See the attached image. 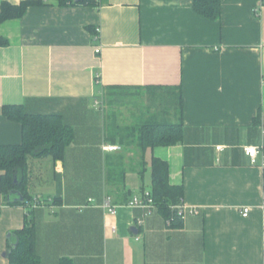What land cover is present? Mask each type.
<instances>
[{
	"label": "crops",
	"instance_id": "0c3cea01",
	"mask_svg": "<svg viewBox=\"0 0 264 264\" xmlns=\"http://www.w3.org/2000/svg\"><path fill=\"white\" fill-rule=\"evenodd\" d=\"M0 39V145L22 143L4 106L59 115L74 132L62 160L29 158L30 205L7 202L0 172V264L29 211L39 264H264V170L246 154L263 140L262 0H221L217 20L193 0L53 1L0 23ZM143 92L151 116L183 124L181 142L139 150L128 133L143 122L123 124L119 97ZM163 95L171 101L151 99ZM153 158L199 212L180 227L155 206H128L151 191Z\"/></svg>",
	"mask_w": 264,
	"mask_h": 264
},
{
	"label": "trees",
	"instance_id": "16d2710c",
	"mask_svg": "<svg viewBox=\"0 0 264 264\" xmlns=\"http://www.w3.org/2000/svg\"><path fill=\"white\" fill-rule=\"evenodd\" d=\"M56 1L61 5L94 4L95 0H27L20 4L3 2L0 6V23L19 19L30 7L43 6ZM264 6V0H262ZM194 11L209 20H217L221 15V0H193ZM0 39V45H7ZM3 115L22 126V143L19 145H0L1 190L11 205H30L32 198L26 192V172L29 158L51 157L54 161L64 158L65 149L73 142L74 132L65 125L59 115H30L21 106H4ZM132 131L137 134L136 143L141 152L156 147L174 146L183 139V124L150 117ZM151 195L154 205L164 215L166 222L173 220L170 228L183 224L177 216V206L184 197L182 186H173L169 181V165L166 161L153 158L151 163ZM141 174H144V170ZM22 197V200L19 198ZM29 211L24 227L8 235V264H39L35 248V225ZM62 264H72L63 260Z\"/></svg>",
	"mask_w": 264,
	"mask_h": 264
},
{
	"label": "built area",
	"instance_id": "2783aa9c",
	"mask_svg": "<svg viewBox=\"0 0 264 264\" xmlns=\"http://www.w3.org/2000/svg\"><path fill=\"white\" fill-rule=\"evenodd\" d=\"M98 32V31H97ZM95 52L99 54L101 52V48L97 47L95 49ZM98 104V102H97ZM262 143L259 146H249L246 148V154L250 157L251 161L253 163L257 162V158H261L262 164L261 167L264 170V129L262 131ZM105 149L108 151H117L120 149L118 146H111L107 145L105 146ZM89 203L92 205L93 200H89ZM128 206L133 207V208H143V209H151L153 208L154 205V200L152 198L151 192L150 191H145L142 196L140 197H135L131 202L128 203ZM103 208L111 215L115 216L117 215L118 212V207L113 203V200L111 197H106L103 203ZM177 216L181 219L184 220L186 215H197L199 212L195 208H187L183 203L178 205L177 207ZM261 208L264 209V200L261 205ZM250 209L249 208H244L242 211L243 217H247L249 215ZM167 226L171 227L173 220H168ZM140 225H142L141 222H139ZM136 240H140V237H136Z\"/></svg>",
	"mask_w": 264,
	"mask_h": 264
},
{
	"label": "rangeland",
	"instance_id": "374dc122",
	"mask_svg": "<svg viewBox=\"0 0 264 264\" xmlns=\"http://www.w3.org/2000/svg\"><path fill=\"white\" fill-rule=\"evenodd\" d=\"M163 97L164 98H162L161 96L160 97L158 96V97H153L151 99H155L154 101H156V103L170 102L171 101V100H169L170 98H167L164 95H163ZM119 99L122 101L121 102V105H123L122 110H124V112H125L124 115L122 116V120H123L124 125H127V126L129 125V127L132 128L133 126L139 125L141 122L148 120L149 116L155 117L157 120H161V117L159 118L157 116H151V114L154 113L155 109L151 110V108H153L154 106H148L147 105V100L149 99L148 93L143 92V93L135 94L133 96L130 94H126V93L125 94L121 93ZM167 105L168 104H164L165 107ZM158 108H159V106H158ZM108 109H110V107ZM108 109H107V112H108ZM159 109H161V108H159ZM134 114L135 115L141 114V116L137 117L138 115L135 116ZM154 114H156V113H154ZM110 122H111V124H110ZM109 125L111 128L113 127L112 126V119L109 120ZM41 162H47V159L42 158Z\"/></svg>",
	"mask_w": 264,
	"mask_h": 264
},
{
	"label": "water",
	"instance_id": "95a60500",
	"mask_svg": "<svg viewBox=\"0 0 264 264\" xmlns=\"http://www.w3.org/2000/svg\"><path fill=\"white\" fill-rule=\"evenodd\" d=\"M22 200V197H19Z\"/></svg>",
	"mask_w": 264,
	"mask_h": 264
}]
</instances>
